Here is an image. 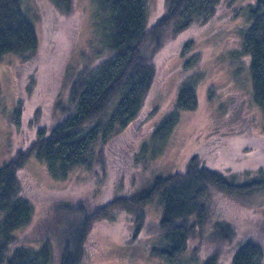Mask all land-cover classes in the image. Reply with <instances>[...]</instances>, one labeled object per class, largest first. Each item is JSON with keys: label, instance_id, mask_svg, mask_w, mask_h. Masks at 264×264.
<instances>
[{"label": "trees", "instance_id": "1", "mask_svg": "<svg viewBox=\"0 0 264 264\" xmlns=\"http://www.w3.org/2000/svg\"><path fill=\"white\" fill-rule=\"evenodd\" d=\"M49 1L58 13L69 14L73 9L72 0ZM219 1L163 0V12L150 24L146 0H93L92 26L100 41L95 53L98 58L87 59L74 71L64 69V93L53 103L55 121L48 128L38 126L34 137L14 149L0 165V264H80L83 241L95 221L115 208H125L139 231L144 219L141 207L153 200L160 206L154 227L159 245H151L148 250L162 257L165 264H184L182 255L194 235L198 242L191 245L194 250L204 240L235 242L233 218L228 221L213 215L216 195L245 198L255 190H264V168L235 183L233 177L210 167L194 150L179 169L168 174L150 172L146 183L129 193L114 194L100 202L88 196L58 200L34 236L27 231L33 216V202L25 190L30 182L20 174L30 156L43 163L52 179H67L74 170L91 168L100 160L93 157L95 153L99 154L105 144L110 147L112 136L139 114L157 75L156 53L176 34L211 20ZM246 9L247 23L239 36L241 49L233 56H247L251 99L264 117V0H254ZM38 19L36 9L23 0H0V57L12 53L19 63L28 61L39 47ZM192 42L193 38L185 39L177 55L182 56L183 68H194L182 77L171 108L153 123L149 142H143L134 157L144 167L161 152L179 110L196 105L195 86L202 71L195 68L199 55L190 50ZM18 73L16 69L17 78ZM155 109L156 104L150 110ZM20 111L18 98L9 112V122L17 123ZM261 213L264 218V209ZM216 255L214 248L200 264H216ZM262 255L259 242L246 238L234 246L231 264H261Z\"/></svg>", "mask_w": 264, "mask_h": 264}, {"label": "rangeland", "instance_id": "2", "mask_svg": "<svg viewBox=\"0 0 264 264\" xmlns=\"http://www.w3.org/2000/svg\"><path fill=\"white\" fill-rule=\"evenodd\" d=\"M72 1L73 9L63 14L49 0H23L39 14V47L23 63L12 53L0 57V165L14 149L34 137L38 126L48 128L55 121L53 103L64 93V69L74 71L87 59L98 58L95 53L100 41L92 26L95 4L93 0ZM253 1L220 0L211 20L193 24L164 43L155 55L157 75L139 114L117 136H112L110 147L105 144L97 148L98 157H93L100 160H95L91 168L74 170L67 179H52L35 157L24 161L20 174L30 182L25 190L33 202V216L27 225L29 236L38 233L58 200L88 196L100 202L114 194L129 193L141 188L150 172L168 174L179 169L194 150L210 167L233 177L235 183L244 182L264 168V117L251 99L248 58L243 53L238 58L233 56L241 49L240 31L247 23L246 7ZM163 8V0H146L147 22L151 24ZM188 38H193L190 50L199 55L195 68L202 71L195 86L196 105L179 110L161 152L144 167L134 159L140 145L149 142L153 123L171 108L180 80L194 68H183L182 56L177 55ZM18 98L21 111L17 123H11L8 115ZM216 198L213 215L228 221L233 218L235 242L204 240L194 250L190 249L198 244L194 235L182 255L184 264H200L214 248L216 264H231L234 246L246 238L262 246L264 264V190H255L245 198L225 193ZM141 208L144 219L139 231L125 208H115L95 221L83 241L80 264H165L162 257L148 250L151 245H159L154 227L160 206L153 200Z\"/></svg>", "mask_w": 264, "mask_h": 264}]
</instances>
